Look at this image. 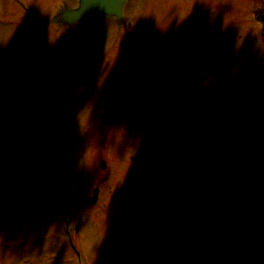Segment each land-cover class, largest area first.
<instances>
[{
	"label": "rangeland",
	"instance_id": "1",
	"mask_svg": "<svg viewBox=\"0 0 264 264\" xmlns=\"http://www.w3.org/2000/svg\"><path fill=\"white\" fill-rule=\"evenodd\" d=\"M8 1L0 0V10L13 13ZM32 1L40 16L51 19L76 4ZM12 3L20 19L23 12ZM263 7L264 0H130L120 22L44 24L36 45L47 46L51 57L40 58L45 63L39 95L49 102L41 108L33 104L28 63L31 24L19 36L9 23L2 26L0 168L13 166L19 181L0 183V264H264V104L252 114L251 105L236 104L238 85H245L241 92L248 99L264 91V68L257 65L264 59ZM19 89L25 90L18 94ZM116 102L123 116L110 125L106 113ZM47 118L58 125L60 155L66 151L64 168L74 177L73 197L65 179L61 184L51 179L49 189L27 188L33 175H55L38 160L51 165L53 152L34 148L31 135L46 128ZM186 123L195 134L177 140ZM255 133L254 146L248 137ZM173 137L172 154L158 161L159 150ZM190 149L196 168L177 180ZM247 149L254 157L250 177L257 178H245L235 188L233 160L247 156ZM208 169L209 180L202 176ZM96 188L97 204L85 206ZM206 192L213 194L208 200ZM227 197L237 224L232 242L218 228ZM78 213L83 224L75 236ZM63 217L71 219L70 238ZM152 236L157 250L150 258ZM69 241L80 253L79 263Z\"/></svg>",
	"mask_w": 264,
	"mask_h": 264
},
{
	"label": "water",
	"instance_id": "2",
	"mask_svg": "<svg viewBox=\"0 0 264 264\" xmlns=\"http://www.w3.org/2000/svg\"><path fill=\"white\" fill-rule=\"evenodd\" d=\"M127 0H80V7L65 13L64 19L70 24L78 23L96 16L122 17L123 8ZM119 118V110H113L109 114L112 124L116 123ZM91 201L88 204H93Z\"/></svg>",
	"mask_w": 264,
	"mask_h": 264
},
{
	"label": "flooded vegetation",
	"instance_id": "3",
	"mask_svg": "<svg viewBox=\"0 0 264 264\" xmlns=\"http://www.w3.org/2000/svg\"><path fill=\"white\" fill-rule=\"evenodd\" d=\"M261 13V14H260ZM260 13H259V15H264V7H263V9L260 11ZM258 14V13H257ZM262 29H264V28H262ZM262 34H263V36H264V31L263 32H261ZM173 155H175V154H173ZM181 154H179V156H180ZM178 160H176V162H177Z\"/></svg>",
	"mask_w": 264,
	"mask_h": 264
}]
</instances>
